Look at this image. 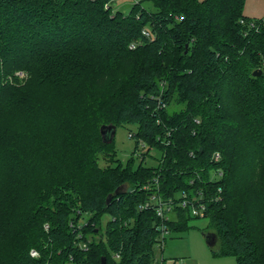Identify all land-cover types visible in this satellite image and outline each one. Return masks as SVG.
Segmentation results:
<instances>
[{"label":"trees","instance_id":"trees-1","mask_svg":"<svg viewBox=\"0 0 264 264\" xmlns=\"http://www.w3.org/2000/svg\"><path fill=\"white\" fill-rule=\"evenodd\" d=\"M123 1L0 0V264H159L200 217L216 254L264 264V17ZM106 125L134 128L138 165Z\"/></svg>","mask_w":264,"mask_h":264},{"label":"rangeland","instance_id":"rangeland-1","mask_svg":"<svg viewBox=\"0 0 264 264\" xmlns=\"http://www.w3.org/2000/svg\"><path fill=\"white\" fill-rule=\"evenodd\" d=\"M115 4L118 0H114ZM128 1V3L126 2ZM131 0H124L119 7L126 9ZM127 3V4H126ZM243 14L247 17L259 19L264 17V0H245ZM19 78L24 77V73L16 72ZM134 129L132 126H120L115 129L113 146L117 158L122 165L133 157V166L138 165L139 161L135 155H132L133 140L129 138V131ZM144 150H140L143 152ZM159 158V152L151 151L150 156L145 159L144 165H153ZM99 164L105 166L104 161ZM109 219L108 215L101 218L102 227ZM207 218H195L189 221L186 231L181 233H172L166 236L164 241L155 247V257L159 264H236L234 256H223L216 254L217 243L209 245L206 240V234L212 232L207 229Z\"/></svg>","mask_w":264,"mask_h":264},{"label":"built area","instance_id":"built-area-1","mask_svg":"<svg viewBox=\"0 0 264 264\" xmlns=\"http://www.w3.org/2000/svg\"><path fill=\"white\" fill-rule=\"evenodd\" d=\"M131 48H133V45H131ZM215 160L218 159V154H215L214 157H213ZM182 199H181V204L182 206H184L186 204V199H185V195H182L181 196ZM150 202H155L157 207L155 208V212H156V215L161 219V220H167L168 219V215L169 213L171 212L172 210V207H171V203L170 201H164L162 198L160 197H157V198H154V197H151L150 199ZM150 202H146L145 204H143L142 206H140V209H145L149 206ZM203 212H204V208L203 206H198L197 208L192 206V209H191V214L194 215V216H202L203 215ZM161 234L162 235H165L166 234V229L164 226H161ZM30 254L32 256H35L36 253L34 251H31Z\"/></svg>","mask_w":264,"mask_h":264},{"label":"water","instance_id":"water-1","mask_svg":"<svg viewBox=\"0 0 264 264\" xmlns=\"http://www.w3.org/2000/svg\"><path fill=\"white\" fill-rule=\"evenodd\" d=\"M252 74L253 75L259 74V70L254 71ZM100 132H101L103 138H105L104 136H106V134H108L109 136H106V138L110 140L114 136L115 127L113 125L102 126L100 128ZM115 193H118V190H116ZM109 200H110V196H107L106 203H108ZM206 240H207L209 245L216 244L215 235L211 232L206 234ZM101 264H104V258L101 259Z\"/></svg>","mask_w":264,"mask_h":264}]
</instances>
